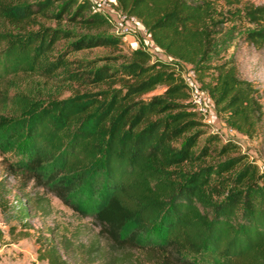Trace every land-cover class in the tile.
<instances>
[{
  "label": "trees",
  "instance_id": "obj_1",
  "mask_svg": "<svg viewBox=\"0 0 264 264\" xmlns=\"http://www.w3.org/2000/svg\"><path fill=\"white\" fill-rule=\"evenodd\" d=\"M241 1L112 0L162 61L124 44L88 0H0V80L34 82L0 91V156L12 176L92 217L111 250L130 256L112 264H264V169L209 130L180 73L191 68L228 129L257 134L256 89L233 59L211 61L235 23L249 26L237 28L244 43L264 47V2ZM95 48L109 53L69 58ZM40 244L38 260L64 264Z\"/></svg>",
  "mask_w": 264,
  "mask_h": 264
},
{
  "label": "rangeland",
  "instance_id": "obj_2",
  "mask_svg": "<svg viewBox=\"0 0 264 264\" xmlns=\"http://www.w3.org/2000/svg\"><path fill=\"white\" fill-rule=\"evenodd\" d=\"M111 1V0H110ZM218 8L225 9V0H214ZM264 0H242V4L259 5ZM111 5V4H110ZM245 23L227 26L218 40L216 51L211 57L213 63L229 58L234 60L240 79L249 81L256 89V95L263 111V118L257 134L248 139L228 129L215 113L206 94L199 89L191 78V69L183 65L180 73L189 84L190 92L202 96L203 108L200 112L203 121L209 125L211 132H216L222 141L232 140L239 146V152L246 155L248 161L254 162L258 169H264V47L254 49L241 39ZM135 43L130 48L143 47L154 57L165 61L167 58L157 50L143 31L135 30ZM127 48L122 49L126 54ZM109 52L102 48L79 51L69 55L70 59H98ZM104 62H99L103 64ZM9 79V78H8ZM11 80H0V91L11 95L14 92H27L32 89L33 79L20 76ZM158 87L144 95L143 99L161 94ZM68 94L63 93L60 98ZM9 161L13 159L6 158ZM0 185L6 194L7 204L0 210V264H48L38 260L40 244L44 239L51 241L64 264H112L117 260L127 262L130 258L126 252H113L108 242L99 235V227L92 217L83 216L64 206L61 201L45 189L34 188L32 182H25L12 176L6 170V162L0 156ZM27 198L29 199L28 201ZM26 214V216H22ZM23 224L25 226H23Z\"/></svg>",
  "mask_w": 264,
  "mask_h": 264
},
{
  "label": "built area",
  "instance_id": "obj_3",
  "mask_svg": "<svg viewBox=\"0 0 264 264\" xmlns=\"http://www.w3.org/2000/svg\"><path fill=\"white\" fill-rule=\"evenodd\" d=\"M91 5L93 6V9L98 12L103 19L106 21V23L110 26L111 32L119 36L121 41L126 45H131L135 43V30H140L141 27L139 26L138 22L133 18L129 17L120 13H117L112 8V0H88ZM111 4V5H110ZM144 49V48H142ZM189 67V66H188ZM190 68V67H189ZM191 69V68H190ZM191 78L194 79V75L192 70L190 71ZM182 80L185 84H189L186 82V79L181 74ZM189 102L192 103L195 107V110L200 113L203 108V100L202 96L197 95L195 93L190 92L189 89Z\"/></svg>",
  "mask_w": 264,
  "mask_h": 264
},
{
  "label": "crops",
  "instance_id": "obj_4",
  "mask_svg": "<svg viewBox=\"0 0 264 264\" xmlns=\"http://www.w3.org/2000/svg\"><path fill=\"white\" fill-rule=\"evenodd\" d=\"M147 36V35H146ZM148 37V36H147ZM209 99V98H208ZM211 102V101H210Z\"/></svg>",
  "mask_w": 264,
  "mask_h": 264
}]
</instances>
